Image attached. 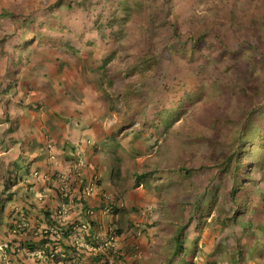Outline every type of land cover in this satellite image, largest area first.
<instances>
[{
	"label": "rangeland",
	"instance_id": "1",
	"mask_svg": "<svg viewBox=\"0 0 264 264\" xmlns=\"http://www.w3.org/2000/svg\"><path fill=\"white\" fill-rule=\"evenodd\" d=\"M66 1L76 10L88 6L90 15L78 19L90 26L79 28L83 42L115 43L97 71L115 139L93 147L112 168L110 201L123 202L111 204L113 220H151L170 238L193 216L184 231L187 253L176 264H264V0ZM49 2L31 0L33 9ZM26 19L32 30L64 29L50 17ZM2 20L0 52L16 42L11 19ZM101 21L114 31L97 32ZM39 32L38 40H54ZM164 243L172 261L177 242Z\"/></svg>",
	"mask_w": 264,
	"mask_h": 264
},
{
	"label": "crops",
	"instance_id": "2",
	"mask_svg": "<svg viewBox=\"0 0 264 264\" xmlns=\"http://www.w3.org/2000/svg\"><path fill=\"white\" fill-rule=\"evenodd\" d=\"M49 5L0 0V25L11 19L16 38L0 52V264H108L111 252L120 256L113 264H176L178 256L171 261L163 251L176 234L169 238L151 220H113L108 205L123 202L107 194L111 166L94 150L115 139L97 71L115 43L81 40L79 28L90 26L78 19L90 15L88 6ZM32 16L50 17L63 32L32 30L26 21ZM39 30L54 40H38ZM86 186H92L87 194ZM112 228L120 233L109 235ZM160 249L167 259L157 262Z\"/></svg>",
	"mask_w": 264,
	"mask_h": 264
},
{
	"label": "trees",
	"instance_id": "3",
	"mask_svg": "<svg viewBox=\"0 0 264 264\" xmlns=\"http://www.w3.org/2000/svg\"><path fill=\"white\" fill-rule=\"evenodd\" d=\"M83 4H84V2H83ZM58 6H59V4H58ZM53 7H55V6H53ZM104 13V11H102V8H101V11H100V13H99V15H98V19L99 20H104V15H102ZM111 14H113V12L111 13ZM103 22V23H102ZM101 25H100V27H99V29H102V31H103V35H106L107 34V31H114V25H113V23L111 22H107V24H105V21H101ZM199 42H201V39L200 40H198L196 43L195 42H191V46H192V50L193 49H197L198 48V46H199ZM182 45L183 44H181L179 41H177V44H176V46H177V49H179V50H181V49H183L182 48ZM133 69H135V68H133ZM109 142V141H108ZM235 155V154H234ZM237 156V155H236ZM229 160H231V158H229ZM237 162H239L238 164H239V166L237 167V169H238V171H240V180L241 181H245V179L248 177L247 176V174H246V172H243V173H241V170H240V167H241V164H240V162H241V157H238V159H237ZM180 169H182V168H180ZM182 171H184V172H187V173H190V171L191 170H186V169H182ZM149 174H142V175H140V176H138V179H142V178H144L145 176H148ZM238 189L239 188H236V189H233L232 190V193H231V197H232V199H236V193H237V191H238ZM201 201H202V198L196 203V205H195V211L197 212V211H199L200 209H202V206H201ZM110 203V202H109ZM109 207H110V210H113L114 208H112V205H111V203L109 204ZM192 220H194V217L193 216H191L190 218H189V220L187 221V223L183 226V228L181 229V230H179L178 232H177V234L175 235V241L177 242V245H176V247H175V251L173 252V255H175V256H183V255H180V254H182V253H187V250H186V248H185V245H184V231H185V229L186 228H188L190 225H191V221ZM221 223H223V220H221ZM111 235L114 233L115 235L117 234V233H120V232H117L116 233V229H111ZM195 250V249H194ZM188 253H190V251H188ZM194 253H195V251H194ZM193 253V254H194ZM111 254H113L114 255V257H116V258H119L120 256H119V253L118 252H111ZM103 256V255H102Z\"/></svg>",
	"mask_w": 264,
	"mask_h": 264
},
{
	"label": "built area",
	"instance_id": "4",
	"mask_svg": "<svg viewBox=\"0 0 264 264\" xmlns=\"http://www.w3.org/2000/svg\"><path fill=\"white\" fill-rule=\"evenodd\" d=\"M91 190H92V186H86L85 194L89 193ZM111 232L112 231L109 230L108 234L111 235ZM112 235H114V233ZM114 260H115V257L114 256H109L108 257V264H113L114 263Z\"/></svg>",
	"mask_w": 264,
	"mask_h": 264
}]
</instances>
